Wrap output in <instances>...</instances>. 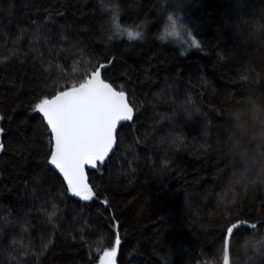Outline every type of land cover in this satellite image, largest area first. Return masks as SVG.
<instances>
[{
  "label": "trees",
  "instance_id": "1",
  "mask_svg": "<svg viewBox=\"0 0 264 264\" xmlns=\"http://www.w3.org/2000/svg\"><path fill=\"white\" fill-rule=\"evenodd\" d=\"M101 66L136 114L86 201L35 106ZM0 129V264H225L237 222L264 264V0H0Z\"/></svg>",
  "mask_w": 264,
  "mask_h": 264
},
{
  "label": "snow or ice",
  "instance_id": "2",
  "mask_svg": "<svg viewBox=\"0 0 264 264\" xmlns=\"http://www.w3.org/2000/svg\"><path fill=\"white\" fill-rule=\"evenodd\" d=\"M166 35L176 36L177 21L169 16ZM116 30L121 31L119 24ZM129 39L141 36L139 31L124 29ZM192 43L199 46L193 39ZM99 70L78 88L62 91L51 99H43L35 110L43 115L53 136L54 146L50 164L59 169L74 195L83 200L92 199L94 193L84 180V166L103 161L113 144L117 122L131 119V109L124 102V93L116 92L99 79ZM3 130L0 129V132ZM237 225L228 228L231 234ZM255 228V225H252ZM119 245V238L115 241ZM109 264H115L116 249L104 253ZM227 250L225 264H227Z\"/></svg>",
  "mask_w": 264,
  "mask_h": 264
},
{
  "label": "water",
  "instance_id": "3",
  "mask_svg": "<svg viewBox=\"0 0 264 264\" xmlns=\"http://www.w3.org/2000/svg\"><path fill=\"white\" fill-rule=\"evenodd\" d=\"M97 70H99V73H100L99 79H101L105 83L109 84V86L112 87L114 91H116V92H123L124 93V102L127 104L128 108L131 109V119H129V120H121V121H118L117 122L116 128L114 129V132H113V144H112V147L108 151V153L106 154V156L104 157L103 161H95L94 162V166L93 165H85L84 166V180H85V183L88 185V187L91 190H92V186L90 184V178H89V174H88L89 170H93L98 164L103 163V162H106L115 153V151L117 149V146H118V133H119L121 127L123 125L131 122L134 119L135 114H136V111H135L134 107L132 106V104H131V102L129 100V95L126 92H124V91L117 90L110 82H108L107 80L104 79V76H103L104 67L103 66L99 67ZM95 72L96 71H94L92 73V75H91L90 78H92V76L94 75ZM78 87L79 86L72 87V88H78ZM72 88H68V89L63 90V91H70ZM61 92H59V93H61ZM58 94H56V95H58ZM53 97H51V98H53ZM51 98H49V99H51ZM42 118H43V120H44V122H45V124H46V126H47V128L49 130V133L51 134L50 126L47 125V122H46L45 118L43 117V115H42ZM51 137H52V145L54 146V140H53L52 134H51ZM53 146H52V150H53ZM52 150H51V154H52ZM51 154H50V157H51ZM49 161H50V158H49ZM51 166L61 176V178L63 179V181L65 182V184L70 188V186H69V184L67 182V179L64 177L63 173H61L59 171V169L55 168L54 165H51ZM70 191H71V189H70ZM92 192H93V190H92ZM71 194L74 197H78V196L74 195L72 191H71ZM235 225H237L236 228H238L240 226H245V225L246 226H250L246 222H237V223H235ZM236 228H234L233 231ZM233 231H232V233H233ZM232 233L231 234H229V233L227 234V242H226V250H227V257H228L227 264H231V261H230V240H231V237H232Z\"/></svg>",
  "mask_w": 264,
  "mask_h": 264
},
{
  "label": "rangeland",
  "instance_id": "4",
  "mask_svg": "<svg viewBox=\"0 0 264 264\" xmlns=\"http://www.w3.org/2000/svg\"><path fill=\"white\" fill-rule=\"evenodd\" d=\"M177 21V32H178V34L176 35V36H174L175 38L177 37L178 39L179 38H182L184 35H186L187 33V35H188V40L192 43V41H193V35L191 34V32L188 30L189 28L186 26V25H184L183 23H182V25L180 26V20H176ZM179 26H180V28H179ZM188 31V32H187ZM182 34H181V33ZM187 32V33H186ZM184 33H186V34H184ZM176 38V39H177ZM185 38H187V37H183L182 39H185ZM0 150H1V148H0ZM113 248H115L116 249V256H117V245H115V247H113ZM113 248L112 249H110V250H108V251H106V252H110V251H112L113 250ZM116 256H115V258H114V260H115V264H117V262H116ZM97 264H109V258L108 257H105V255L103 254L102 255V257L100 258V261L97 263Z\"/></svg>",
  "mask_w": 264,
  "mask_h": 264
},
{
  "label": "clouds",
  "instance_id": "5",
  "mask_svg": "<svg viewBox=\"0 0 264 264\" xmlns=\"http://www.w3.org/2000/svg\"><path fill=\"white\" fill-rule=\"evenodd\" d=\"M169 16L173 17L171 14H170ZM169 16H168V17H169ZM173 19H174V17H173Z\"/></svg>",
  "mask_w": 264,
  "mask_h": 264
}]
</instances>
